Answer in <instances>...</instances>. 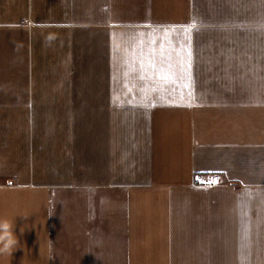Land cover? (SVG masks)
I'll use <instances>...</instances> for the list:
<instances>
[{
  "label": "crops",
  "instance_id": "crops-1",
  "mask_svg": "<svg viewBox=\"0 0 264 264\" xmlns=\"http://www.w3.org/2000/svg\"><path fill=\"white\" fill-rule=\"evenodd\" d=\"M2 218L0 264H264V0H0Z\"/></svg>",
  "mask_w": 264,
  "mask_h": 264
},
{
  "label": "clouds",
  "instance_id": "clouds-1",
  "mask_svg": "<svg viewBox=\"0 0 264 264\" xmlns=\"http://www.w3.org/2000/svg\"><path fill=\"white\" fill-rule=\"evenodd\" d=\"M18 250L23 248L21 240L16 235L14 223L7 218L0 219V255L12 257Z\"/></svg>",
  "mask_w": 264,
  "mask_h": 264
},
{
  "label": "built area",
  "instance_id": "built-area-1",
  "mask_svg": "<svg viewBox=\"0 0 264 264\" xmlns=\"http://www.w3.org/2000/svg\"><path fill=\"white\" fill-rule=\"evenodd\" d=\"M194 183L201 185H218L222 183V178L217 173L199 172L194 177Z\"/></svg>",
  "mask_w": 264,
  "mask_h": 264
},
{
  "label": "snow or ice",
  "instance_id": "snow-or-ice-1",
  "mask_svg": "<svg viewBox=\"0 0 264 264\" xmlns=\"http://www.w3.org/2000/svg\"><path fill=\"white\" fill-rule=\"evenodd\" d=\"M211 183V182H210Z\"/></svg>",
  "mask_w": 264,
  "mask_h": 264
}]
</instances>
